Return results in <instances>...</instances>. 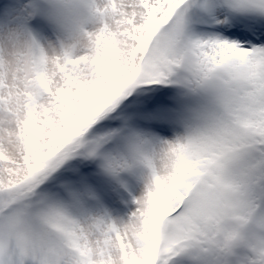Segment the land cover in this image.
<instances>
[{"label":"snow or ice","instance_id":"1","mask_svg":"<svg viewBox=\"0 0 264 264\" xmlns=\"http://www.w3.org/2000/svg\"><path fill=\"white\" fill-rule=\"evenodd\" d=\"M135 6L58 84L0 71V264H264V0ZM122 133L172 165L117 221L74 161Z\"/></svg>","mask_w":264,"mask_h":264},{"label":"clouds","instance_id":"2","mask_svg":"<svg viewBox=\"0 0 264 264\" xmlns=\"http://www.w3.org/2000/svg\"><path fill=\"white\" fill-rule=\"evenodd\" d=\"M33 14L41 13L53 29L54 39L43 46L29 33L17 30L0 34V71L10 81L23 87L25 77L37 71L50 82H60L59 68L71 60L92 56L96 50L97 36L107 30L118 34L126 21L138 14L136 0H30ZM123 47V42L118 38ZM86 66H79L78 75L87 76ZM104 135L99 157L102 170L119 177L122 172L148 169L146 184L151 182L152 169L161 174L170 170L172 157L166 149L163 155L153 156L148 146L139 143L130 133L118 137ZM131 231V227H129Z\"/></svg>","mask_w":264,"mask_h":264},{"label":"rangeland","instance_id":"3","mask_svg":"<svg viewBox=\"0 0 264 264\" xmlns=\"http://www.w3.org/2000/svg\"><path fill=\"white\" fill-rule=\"evenodd\" d=\"M33 8L30 0H0V34L14 29L23 31L29 33L41 46L49 38L54 39L52 27L41 13L33 14ZM74 163L78 164L80 178L83 180V184L78 187L91 194L85 203L87 212L102 215L106 219L127 220L137 207L136 199L146 190L145 176L149 170L137 169L113 177L102 170L99 157L91 161L82 156L76 157ZM173 264L185 263L176 257Z\"/></svg>","mask_w":264,"mask_h":264},{"label":"trees","instance_id":"4","mask_svg":"<svg viewBox=\"0 0 264 264\" xmlns=\"http://www.w3.org/2000/svg\"><path fill=\"white\" fill-rule=\"evenodd\" d=\"M86 158V157H85ZM86 159H88L89 161H91L92 160V158H86ZM102 171V170H101ZM101 175H104L103 173H100ZM110 184L112 185V182H110ZM114 187V186H113ZM122 187H123V185H122ZM178 258L182 261V262H184L185 264H194V261L189 257V256H187V255H180V256H178Z\"/></svg>","mask_w":264,"mask_h":264}]
</instances>
